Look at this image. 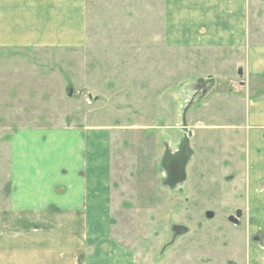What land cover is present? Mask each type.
I'll use <instances>...</instances> for the list:
<instances>
[{"label": "rangeland", "instance_id": "1", "mask_svg": "<svg viewBox=\"0 0 264 264\" xmlns=\"http://www.w3.org/2000/svg\"><path fill=\"white\" fill-rule=\"evenodd\" d=\"M162 2L85 0L81 46L0 48V197L11 192L13 132L100 126L110 132L113 231L136 255L134 264H244L246 243L264 235L247 210L245 134L221 129L232 110L221 98L232 89L236 97L239 81L243 98L245 79L224 50L164 45ZM209 78L216 91L213 79L204 85ZM212 115L221 118L206 123ZM221 135L236 139L238 163L226 161ZM185 137V181L170 190L160 162ZM237 209L242 215L233 222Z\"/></svg>", "mask_w": 264, "mask_h": 264}, {"label": "crops", "instance_id": "2", "mask_svg": "<svg viewBox=\"0 0 264 264\" xmlns=\"http://www.w3.org/2000/svg\"><path fill=\"white\" fill-rule=\"evenodd\" d=\"M162 3L164 45L224 50L226 63L245 79L243 98L240 81L236 97L232 89L221 98L232 108L221 129L245 134L247 210L254 230L264 235V0ZM84 37L85 0H0V48L78 47ZM198 117L188 115L191 122L199 123ZM220 118L212 115L206 123ZM108 134L100 126L26 127L12 133L11 192L6 200L0 197V264L136 263L113 231ZM221 136L226 161L238 163L236 139ZM245 253L242 263L264 264V241L254 236Z\"/></svg>", "mask_w": 264, "mask_h": 264}, {"label": "water", "instance_id": "3", "mask_svg": "<svg viewBox=\"0 0 264 264\" xmlns=\"http://www.w3.org/2000/svg\"><path fill=\"white\" fill-rule=\"evenodd\" d=\"M206 82L207 83L209 82V84H211L210 82H212V79L211 78L205 79L204 81L205 86L208 85L206 84ZM200 90H202L201 92L205 91V89H201V88ZM187 139L188 138L185 137L181 142V146H180L181 156L177 159L176 162H172V161H174V159L177 156L175 157L172 153L169 152H166L164 154L163 160L161 162L160 170L164 174L162 178V183L163 185L167 186L170 190H178L179 188H181V186L185 181V167L191 157V152L187 145L188 142ZM241 215H242L241 211L237 210L235 216L231 218V221L236 222L241 217ZM212 216H213L212 213L207 214L208 218H211Z\"/></svg>", "mask_w": 264, "mask_h": 264}, {"label": "flooded vegetation", "instance_id": "4", "mask_svg": "<svg viewBox=\"0 0 264 264\" xmlns=\"http://www.w3.org/2000/svg\"><path fill=\"white\" fill-rule=\"evenodd\" d=\"M187 145H188V142H187ZM180 146H181V143H180V145H179V148L175 151V152H169V151H166V152H169V153H172L176 158L174 159V161H172V162H176L177 161V159L181 156V154H180ZM165 152V153H166ZM164 153V154H165ZM164 154H163V156H162V159H161V162H162V160H163V157H164ZM161 162H160V165H161ZM161 171V170H160ZM162 172V171H161ZM163 173V172H162ZM176 230H179V229H176ZM178 233V232H177Z\"/></svg>", "mask_w": 264, "mask_h": 264}]
</instances>
